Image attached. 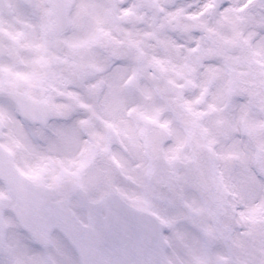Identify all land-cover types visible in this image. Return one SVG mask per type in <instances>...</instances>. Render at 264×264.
Listing matches in <instances>:
<instances>
[{
	"label": "clouds",
	"instance_id": "clouds-1",
	"mask_svg": "<svg viewBox=\"0 0 264 264\" xmlns=\"http://www.w3.org/2000/svg\"><path fill=\"white\" fill-rule=\"evenodd\" d=\"M29 27L0 44V264H264V0H41ZM25 209L64 240L25 243Z\"/></svg>",
	"mask_w": 264,
	"mask_h": 264
},
{
	"label": "rangeland",
	"instance_id": "rangeland-1",
	"mask_svg": "<svg viewBox=\"0 0 264 264\" xmlns=\"http://www.w3.org/2000/svg\"><path fill=\"white\" fill-rule=\"evenodd\" d=\"M19 1L20 0H17L18 6H19V4H22ZM11 3L15 7V13L21 12V9L19 8L20 6L18 7L17 4L15 3V1L11 0ZM23 3H24V1H23ZM40 4H41V0H37V5L34 9H32L29 6L27 7L24 4L27 8V15L25 16L24 19H22L19 16H15L13 11L9 12L10 17H9L8 22L12 25L13 32L8 30V29H5L1 23L0 24V44L11 43V41H13V40L23 39L24 34L31 31V28L29 26L33 25L39 16V5ZM22 55H23V53H22ZM4 57L6 59H8V57H6V56H4ZM5 61L6 60L2 59L0 64H3ZM77 211H79V210H77ZM17 236L19 238H23L25 243H28L30 241L28 238H25V234L20 229H18ZM52 239H53V246H55L59 241L64 240V237L60 233L55 232ZM10 241L12 242L11 239H10ZM32 247L34 248L36 246L33 245Z\"/></svg>",
	"mask_w": 264,
	"mask_h": 264
},
{
	"label": "water",
	"instance_id": "water-1",
	"mask_svg": "<svg viewBox=\"0 0 264 264\" xmlns=\"http://www.w3.org/2000/svg\"><path fill=\"white\" fill-rule=\"evenodd\" d=\"M49 217H51V220H49L48 222H56L57 224H62L63 223V227H62V229H64L65 227H66V224L64 223V221H63V219L62 218H59V217H56V216H54V215H52L51 213H49V212H46V211H44ZM55 226H57V225H52L51 226V229H53V228H55ZM61 229V230H62ZM63 231V230H62ZM64 232V231H63ZM33 235H34V237H39V238H41L42 240H43V236L41 235V233H39V232H34L33 233Z\"/></svg>",
	"mask_w": 264,
	"mask_h": 264
},
{
	"label": "flooded vegetation",
	"instance_id": "flooded-vegetation-1",
	"mask_svg": "<svg viewBox=\"0 0 264 264\" xmlns=\"http://www.w3.org/2000/svg\"><path fill=\"white\" fill-rule=\"evenodd\" d=\"M0 183L2 184L3 182H2V181H0ZM12 215H13V214H12ZM11 220L15 221V218H14V216H12Z\"/></svg>",
	"mask_w": 264,
	"mask_h": 264
}]
</instances>
